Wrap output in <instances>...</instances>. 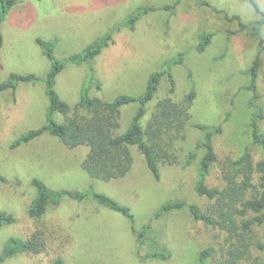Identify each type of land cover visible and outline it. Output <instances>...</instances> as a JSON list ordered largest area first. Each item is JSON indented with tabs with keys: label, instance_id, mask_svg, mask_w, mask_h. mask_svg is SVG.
Wrapping results in <instances>:
<instances>
[{
	"label": "rangeland",
	"instance_id": "rangeland-1",
	"mask_svg": "<svg viewBox=\"0 0 264 264\" xmlns=\"http://www.w3.org/2000/svg\"><path fill=\"white\" fill-rule=\"evenodd\" d=\"M22 0L15 4L1 24L0 82L10 73H33L35 82H20L15 91L0 92V212L13 214L15 221L0 228V251L10 236L29 237L39 232L45 247L37 254L21 253L0 264H53L61 256L65 264H199L200 252L211 249L202 264H264V223L242 231L220 228L196 220L187 208L175 209L156 217L157 210L175 199L196 203L207 209L214 203L194 190L198 160L185 163V155L202 137L194 124L221 126L213 136L217 163L211 167L207 184L222 187L221 165L227 159L249 150L258 160L261 152L252 144L247 123L250 91L245 71L259 53L256 84L264 111V42L247 31H239L235 20L224 16L237 14L245 23L259 18L245 0ZM264 9V0H256ZM149 10L131 26L128 17L138 8ZM206 31L211 39L198 51V35ZM110 35L107 44L90 62L67 63L55 78L54 89L71 108H76L82 87L89 96L112 101L125 94L138 97L145 91L149 75L170 66L175 81L169 93L162 77L154 97L145 105L139 122L145 127L156 102L165 97L180 102L192 82L195 98L183 138L175 143L176 161L159 163L156 178L147 168L142 154L130 146L132 167L123 177L108 181L92 178L82 162L88 147L65 146L56 136L44 132L34 139L13 146L21 134L45 124L48 108L45 79L51 61L37 38L53 40V55L64 60L81 52L93 40ZM264 39V25L260 30ZM179 57L181 62H174ZM89 68L95 81L88 84ZM136 101L120 107L119 127L124 132L138 109ZM62 122L64 116L55 113ZM264 134V117L259 122ZM41 180L52 190L86 191L93 189L119 204L134 216L135 229L150 228L139 245L128 220L91 198L76 201L66 196L49 202L40 218L28 215L36 196L32 179ZM251 217V216H249ZM248 217V218H249ZM165 248L166 260L146 259V254Z\"/></svg>",
	"mask_w": 264,
	"mask_h": 264
},
{
	"label": "trees",
	"instance_id": "trees-1",
	"mask_svg": "<svg viewBox=\"0 0 264 264\" xmlns=\"http://www.w3.org/2000/svg\"><path fill=\"white\" fill-rule=\"evenodd\" d=\"M22 0H0V27L11 8ZM259 16L253 22L245 23L240 16L229 14L224 11V16L228 20H235L239 31H247L259 39L260 44L264 39L260 37L261 27L264 25V9H261L256 0H245ZM201 4H210L201 0ZM148 7L138 8L128 17V23L132 26L139 15L147 12ZM212 34L206 31L198 35L199 43L196 46L198 51H203L210 42ZM110 35L98 37L81 52L69 55L64 60H58L53 55V40L37 38V43L42 48L44 54L51 61V68L45 79L48 108L46 122L37 129H31L21 134L13 142V146L26 143L44 132L56 136L68 148L79 145L88 147V152L82 162V168L92 177L104 181L125 176L132 167V155L130 146H135L142 154L145 164L150 172L158 178L159 163L173 164L176 161L175 143L179 138H183V131L191 117L190 106L195 98V89L191 81L187 93L180 102L173 101L171 97L158 100L154 106L145 127H142L139 119L145 111V105L150 101L157 89L162 77L167 80L169 93L174 92L175 81L168 66L160 71L152 72L149 75L145 91L138 97L129 95H119L112 101H103L97 97L89 96V87L85 85L80 92L79 102L70 114V106L60 98L54 89L56 75L67 63L82 64L92 61L101 49L107 44ZM3 44V36L0 29V47ZM173 59L174 62H181ZM259 53L253 59L252 64L245 71L249 77L246 88L250 91V98L247 102L250 107V117L247 128L250 133L251 142L260 149L261 155L258 160H254L249 150L243 149L239 156L234 159H227L221 165L222 187H212L207 184V177L211 167L217 163V154L213 144V136L220 133L221 126H209L202 123H195L194 126L201 130L202 137L196 142L194 147L185 155V163H192L201 151L198 160L197 179L194 185L195 192L214 203L210 208L202 209L196 203H187L182 200L165 202L156 212V217L175 210L187 208L191 217L202 221L213 227H237L236 219L240 218L242 231L251 230L253 225L264 223V134L259 128V122L264 117V111L257 102V72L260 66ZM88 84L96 80L93 69L89 68ZM38 77L33 73L17 74L10 73L8 78L0 82V92L5 90L15 91L20 82H35ZM95 85L100 87V83L95 81ZM136 101L139 106L131 119L128 128L121 133L115 131L119 127L120 107ZM55 113L64 116L62 122L54 119ZM5 177L0 174V182H4ZM32 184L36 188L37 194L28 206V215L33 218H40L46 211L49 202L57 203L66 196L76 201L91 198L99 204L121 213L129 222L131 230L135 233L139 245L144 244V237L150 226L144 225L139 230L135 229L134 216L127 206L119 204L109 196L96 192L93 189L86 191H76L59 189L52 190L41 180L34 178ZM251 216V217H249ZM249 217V218H248ZM15 221L13 214L0 212V228ZM45 247L44 239L39 232L32 233L29 237L10 236L6 239L0 251V263L15 256L16 254L27 253L37 254ZM257 248L264 250V243H258ZM211 249L204 250L199 254V264L203 263L205 256ZM170 253L165 249L146 254V259L166 260ZM53 264H65L61 256H56Z\"/></svg>",
	"mask_w": 264,
	"mask_h": 264
}]
</instances>
